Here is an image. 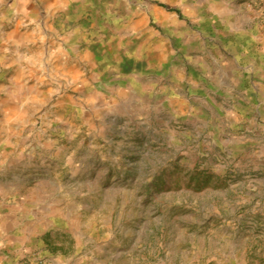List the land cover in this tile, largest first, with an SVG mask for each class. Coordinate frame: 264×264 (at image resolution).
<instances>
[{"label":"rangeland","instance_id":"1","mask_svg":"<svg viewBox=\"0 0 264 264\" xmlns=\"http://www.w3.org/2000/svg\"><path fill=\"white\" fill-rule=\"evenodd\" d=\"M190 1L0 0L14 264H264V0Z\"/></svg>","mask_w":264,"mask_h":264},{"label":"crops","instance_id":"2","mask_svg":"<svg viewBox=\"0 0 264 264\" xmlns=\"http://www.w3.org/2000/svg\"><path fill=\"white\" fill-rule=\"evenodd\" d=\"M197 3L198 0H192L188 3L187 7L190 6L192 9ZM229 10L227 8H222V12L225 14V20L229 19ZM160 14L158 18H163L166 15L164 11ZM187 36L192 43L193 33L187 31L186 37ZM4 114L8 120H13L16 111L12 108L4 111ZM10 116L12 117L11 119H9ZM14 122H9L8 127H4L0 121V167L2 165L7 166V164L12 162L10 158L7 159L6 154L9 149L13 130L17 128ZM15 180L16 179L10 180L7 178L0 179V195H2L4 199L8 196H14V194L18 197L16 193L21 189V186L20 183ZM23 201V199L21 202L9 199L6 201V204L0 205V264H14L16 259L22 257L23 251L28 248V242L40 236L42 231L46 229L45 225H24L20 223V218H22L24 208L26 207Z\"/></svg>","mask_w":264,"mask_h":264},{"label":"bare ground","instance_id":"3","mask_svg":"<svg viewBox=\"0 0 264 264\" xmlns=\"http://www.w3.org/2000/svg\"><path fill=\"white\" fill-rule=\"evenodd\" d=\"M160 13H163V11L162 10H160V9H153V14H154V16L156 17V18H158L161 14ZM167 15V14H166ZM165 15V16H166ZM164 53H166V51H163Z\"/></svg>","mask_w":264,"mask_h":264}]
</instances>
